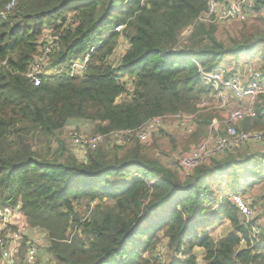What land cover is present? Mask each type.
I'll use <instances>...</instances> for the list:
<instances>
[{
    "label": "trees",
    "instance_id": "1",
    "mask_svg": "<svg viewBox=\"0 0 264 264\" xmlns=\"http://www.w3.org/2000/svg\"><path fill=\"white\" fill-rule=\"evenodd\" d=\"M11 1L0 0V208L20 203L29 228L47 234L46 261L38 254L35 264H163L161 247L167 264H197L195 249L202 264H264V231L251 245L228 197L240 173L264 178V153L251 143L182 177L174 154L185 142L164 144V132L149 146L100 145L85 163L59 138L70 121L93 136L194 114L213 92L202 74L222 65L250 60L264 77V0H251L231 31L201 21L207 0H15L6 11ZM47 41L52 65L88 56L86 72L34 86L26 73ZM253 110L237 132H264V96ZM226 126L221 111L201 113L185 152ZM223 222L233 234L214 239Z\"/></svg>",
    "mask_w": 264,
    "mask_h": 264
},
{
    "label": "built area",
    "instance_id": "2",
    "mask_svg": "<svg viewBox=\"0 0 264 264\" xmlns=\"http://www.w3.org/2000/svg\"><path fill=\"white\" fill-rule=\"evenodd\" d=\"M14 5L15 0H12L5 10H11ZM251 5V0H207L208 9L201 21L217 24L245 22ZM123 28L124 26L118 25L114 31L121 32ZM43 43L40 55L33 60L26 73V78L34 86L62 77H79L86 72L88 56L71 62L67 68L56 67L49 61L54 48L53 42ZM126 49L127 42L120 41L117 52L122 53ZM202 77L211 85L213 92L210 98L198 104L194 114L154 117L137 129L115 131L108 135H75L72 138V153L80 162L85 163L87 154L95 151L100 145L122 148L136 141L142 146H148L161 132L177 131L190 135L197 129V118L201 113L212 109L224 112L232 102H237L238 107L223 115L227 124L225 135H209L188 153L178 156L177 164L183 172L182 175L189 176L197 167L208 165L212 160L219 159L246 143H263L264 132H237L233 126L244 118L253 117L256 100L259 96H264V77L256 65L250 60L232 66L222 65L212 73L202 74ZM213 125L217 127L215 120ZM228 197L249 228V243L252 245L253 241H259L264 231V217H256L252 198L240 192L229 194ZM28 229L31 228L22 213L20 203L0 208V264H19V252L22 247L25 251L21 264H35L38 253L30 240H25ZM244 245L243 238L240 240V246ZM160 249L157 252L163 257L166 249Z\"/></svg>",
    "mask_w": 264,
    "mask_h": 264
},
{
    "label": "rangeland",
    "instance_id": "3",
    "mask_svg": "<svg viewBox=\"0 0 264 264\" xmlns=\"http://www.w3.org/2000/svg\"><path fill=\"white\" fill-rule=\"evenodd\" d=\"M237 25H238L237 23L218 24V26L221 30H228V31L234 30ZM246 61H248V60H242L239 63H243ZM237 107H238L237 102H232L228 106L227 110H225L224 112L221 111L222 116L226 115L229 111H231L232 109H235ZM75 135L92 136L91 135V126L85 122H80V121H78V122L73 121L72 122V121H70L67 124V126L65 127V129L60 133L59 138L65 140L67 142V145L69 146L70 150H72V138ZM166 136H167L166 139L165 140L163 139L164 144L169 145L170 137H172V136H174L175 140L176 139H178V140L183 139L185 144L187 143L186 135H184L180 132L171 131V132L166 133ZM151 144H152V142L149 145H151ZM185 144H181L182 146L180 145L179 147H177V149H176L177 152H176V154H174V159H176V157L178 156L177 153H179L180 156L186 154V152L184 150L186 148ZM254 146H255V150L264 153V142L263 143L257 142L256 144H254ZM176 163H177V161H176ZM177 169L180 173V176L185 177L182 175L183 172L179 169L178 164H177ZM241 175H242L241 173L238 175L240 177V184L242 186H247V183H248V185H249L250 182H242L243 176L241 177ZM255 181H256V183L253 182L252 184H250V185L254 186L255 189H253V190L251 189L250 191H248V196L251 197L253 200V202H252L253 203V209L256 212V217H258L257 215L260 214V211H262V210L264 211V179L259 178V179H255ZM212 229H215L212 231L213 232L212 236L214 239H221L222 238L221 236H228L229 233L233 234V231L229 227V224L225 223V222L216 225ZM46 237H47V234L42 230L28 229L26 232L25 240H27V239L30 240L32 245H34L36 252L39 254L40 251H41V253H43V251H45L47 249L48 242L46 240ZM161 250L162 249H160V251ZM41 253L39 255H41ZM163 253H164L163 257H161L162 262H163V264H167V263H169V259H170L169 255L170 254H167V251L163 252ZM195 253H196L197 258H198L197 264H202L200 251L198 249H195ZM23 254H24V250L22 249L19 252V259H20L19 264L22 263ZM45 257L47 258V256H45ZM40 259L42 261L45 260L41 256H40ZM47 260H48V258H47Z\"/></svg>",
    "mask_w": 264,
    "mask_h": 264
},
{
    "label": "crops",
    "instance_id": "4",
    "mask_svg": "<svg viewBox=\"0 0 264 264\" xmlns=\"http://www.w3.org/2000/svg\"><path fill=\"white\" fill-rule=\"evenodd\" d=\"M262 179H264V178H262ZM242 182H250L249 183V185H248V183H247V186H242L240 183H239V187L237 188V192H242L243 194H246V195H248V191H250L251 189L253 190V189H255V187L254 186H252V185H250V184H252L253 182L254 183H256L255 181H247V180H245L244 178H243V181ZM261 185V184H260ZM252 186V187H251ZM251 187V188H250ZM213 230H215V229H211L210 231H209V234H213ZM230 235H232V233H229L228 234V236H230ZM228 236H221L222 238H225V237H228Z\"/></svg>",
    "mask_w": 264,
    "mask_h": 264
}]
</instances>
